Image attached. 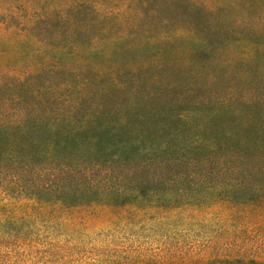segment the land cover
I'll return each instance as SVG.
<instances>
[{"label": "trees", "instance_id": "16d2710c", "mask_svg": "<svg viewBox=\"0 0 264 264\" xmlns=\"http://www.w3.org/2000/svg\"><path fill=\"white\" fill-rule=\"evenodd\" d=\"M183 2L197 16L198 8ZM101 4L0 0V195L68 207L264 206V111L251 110V98L243 100L250 106L244 111L221 101L210 110L208 95L182 107L189 103L170 91L192 68L200 36L190 27L188 34L178 29L149 38L150 30H162L157 12L123 17ZM201 11L210 22L213 14ZM211 23L220 21L196 26L209 32ZM125 39L138 43L124 55L155 41L185 40L189 47L113 63L109 72L92 63ZM164 68L174 80L160 75ZM190 75L186 84L205 92L215 82ZM225 263L264 264V250Z\"/></svg>", "mask_w": 264, "mask_h": 264}, {"label": "rangeland", "instance_id": "374dc122", "mask_svg": "<svg viewBox=\"0 0 264 264\" xmlns=\"http://www.w3.org/2000/svg\"><path fill=\"white\" fill-rule=\"evenodd\" d=\"M188 2L198 8L197 16L188 15L183 0H101V8L123 17L157 12L155 22L162 30H150L145 35L149 38L161 32L171 35L178 29L188 34L190 27L200 36L194 43L192 68L178 74L179 85L170 91L173 99L189 103L182 107L208 95L210 110L221 101L244 111L250 108L245 106L246 99L251 98V110L263 112L264 0ZM15 7L21 6L18 3ZM201 8L213 14L210 22L214 17L220 21L211 23L209 32L196 26L199 21L210 23ZM4 19L0 16V22ZM128 29L124 32L130 34ZM137 43L138 39L119 40L110 57L99 54L91 61L109 72L113 63L156 60L163 49L169 52L189 47L185 40L174 44L155 41L150 47H140L142 43L124 55L125 48ZM171 71L164 68L160 75L173 79ZM192 73L211 75L215 82L206 92L187 85L185 76ZM240 100L242 104L237 102ZM262 250L261 204L213 202L164 209L133 202L124 206L87 203L68 207L13 201L0 195V264H226L229 256H251Z\"/></svg>", "mask_w": 264, "mask_h": 264}]
</instances>
